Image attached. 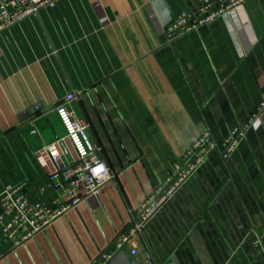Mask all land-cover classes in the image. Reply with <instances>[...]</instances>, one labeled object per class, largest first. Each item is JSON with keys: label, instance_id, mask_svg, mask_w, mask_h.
Instances as JSON below:
<instances>
[{"label": "crops", "instance_id": "0c3cea01", "mask_svg": "<svg viewBox=\"0 0 264 264\" xmlns=\"http://www.w3.org/2000/svg\"><path fill=\"white\" fill-rule=\"evenodd\" d=\"M199 1L60 0L0 33V194L26 181L31 200L60 196L35 153L65 137L55 108L70 93L117 174L21 246L0 225V264H98L103 253L110 264H264V111L229 159L210 156L140 242L115 244L202 133L220 144L264 102V0L169 39L166 27Z\"/></svg>", "mask_w": 264, "mask_h": 264}, {"label": "built area", "instance_id": "2783aa9c", "mask_svg": "<svg viewBox=\"0 0 264 264\" xmlns=\"http://www.w3.org/2000/svg\"><path fill=\"white\" fill-rule=\"evenodd\" d=\"M59 1L0 0V33L28 17L37 16L44 9L55 8ZM246 1L200 0L193 9L181 11L166 27L164 34L171 40L188 35L218 18L228 16ZM77 99L75 93H70L55 108L64 127L65 137L35 153L38 165L46 172L48 185L61 191L60 196L51 205L31 200L29 183L26 181L9 186L0 194V225L14 247L34 239L82 202L98 196L107 183L117 179V174L104 161L101 148L90 138L89 125L72 110V104ZM263 111L264 102L260 104L258 114L245 124L235 127L220 144L214 141L210 133H202L183 155V162L175 164L166 173L164 182L140 204L128 233L117 236V249L140 242L146 226L213 153L218 151L223 159H229ZM111 260L112 255L103 253L98 264H110Z\"/></svg>", "mask_w": 264, "mask_h": 264}, {"label": "water", "instance_id": "95a60500", "mask_svg": "<svg viewBox=\"0 0 264 264\" xmlns=\"http://www.w3.org/2000/svg\"><path fill=\"white\" fill-rule=\"evenodd\" d=\"M33 114H35V109H32L31 111H28L24 117H29L32 116ZM113 264H120L118 261L114 262Z\"/></svg>", "mask_w": 264, "mask_h": 264}]
</instances>
